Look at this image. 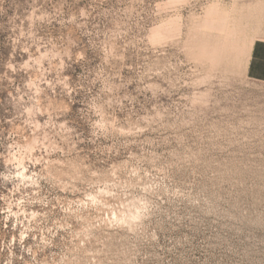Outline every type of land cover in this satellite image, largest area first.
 <instances>
[{"label": "rangeland", "instance_id": "obj_1", "mask_svg": "<svg viewBox=\"0 0 264 264\" xmlns=\"http://www.w3.org/2000/svg\"><path fill=\"white\" fill-rule=\"evenodd\" d=\"M264 0H0V264H264Z\"/></svg>", "mask_w": 264, "mask_h": 264}, {"label": "crops", "instance_id": "obj_2", "mask_svg": "<svg viewBox=\"0 0 264 264\" xmlns=\"http://www.w3.org/2000/svg\"><path fill=\"white\" fill-rule=\"evenodd\" d=\"M260 10L259 33L246 48L243 71L249 80L264 84V4Z\"/></svg>", "mask_w": 264, "mask_h": 264}]
</instances>
